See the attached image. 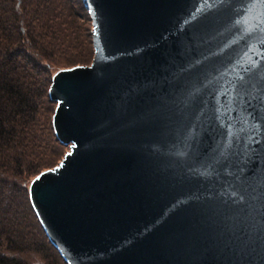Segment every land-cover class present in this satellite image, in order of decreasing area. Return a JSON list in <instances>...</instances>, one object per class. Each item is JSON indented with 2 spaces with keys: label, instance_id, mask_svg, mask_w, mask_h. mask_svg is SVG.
I'll use <instances>...</instances> for the list:
<instances>
[{
  "label": "water",
  "instance_id": "1",
  "mask_svg": "<svg viewBox=\"0 0 264 264\" xmlns=\"http://www.w3.org/2000/svg\"><path fill=\"white\" fill-rule=\"evenodd\" d=\"M56 71L69 150L29 199L66 264H264V0H82ZM39 177V179H37Z\"/></svg>",
  "mask_w": 264,
  "mask_h": 264
},
{
  "label": "trees",
  "instance_id": "2",
  "mask_svg": "<svg viewBox=\"0 0 264 264\" xmlns=\"http://www.w3.org/2000/svg\"><path fill=\"white\" fill-rule=\"evenodd\" d=\"M70 1L76 12L68 0H0V264H66L28 186L68 152L53 129L52 76L94 54L90 16Z\"/></svg>",
  "mask_w": 264,
  "mask_h": 264
},
{
  "label": "rangeland",
  "instance_id": "3",
  "mask_svg": "<svg viewBox=\"0 0 264 264\" xmlns=\"http://www.w3.org/2000/svg\"><path fill=\"white\" fill-rule=\"evenodd\" d=\"M75 1H76V0H75ZM69 3L72 4V7H74V10H75V12H76V10H77V8H78L77 4L74 3V1H70V2H69V0H68V4H69ZM85 12H86V11H83V13L81 12V15H82L81 17H84V16H85ZM89 22H90V21H89ZM89 24L91 25V23H89ZM92 48H93V45H92ZM93 55H94V54H92V57H91L92 59H93ZM92 59H91L90 62H88V64H85V65H90L91 62H92ZM49 99H50V98H49ZM52 102L55 103L54 101H52ZM65 147L68 148V146H66V145H65ZM68 150H69V148H68ZM28 187H29V186H28ZM61 260H62V259H61ZM63 264H64V263H63Z\"/></svg>",
  "mask_w": 264,
  "mask_h": 264
},
{
  "label": "snow or ice",
  "instance_id": "4",
  "mask_svg": "<svg viewBox=\"0 0 264 264\" xmlns=\"http://www.w3.org/2000/svg\"><path fill=\"white\" fill-rule=\"evenodd\" d=\"M37 179H39V177H37Z\"/></svg>",
  "mask_w": 264,
  "mask_h": 264
}]
</instances>
